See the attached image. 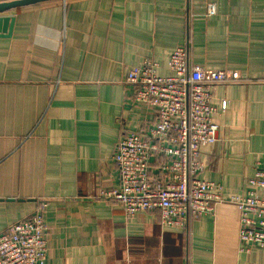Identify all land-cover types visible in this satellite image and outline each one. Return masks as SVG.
Returning a JSON list of instances; mask_svg holds the SVG:
<instances>
[{
	"label": "crops",
	"instance_id": "0c3cea01",
	"mask_svg": "<svg viewBox=\"0 0 264 264\" xmlns=\"http://www.w3.org/2000/svg\"><path fill=\"white\" fill-rule=\"evenodd\" d=\"M3 18L0 232L40 212L44 264H264V249L240 252L230 205L172 228L158 211L126 219L98 198L119 184V140L156 123L127 72L150 59L171 76L177 47L191 65L240 76L212 90L217 141L200 147L199 179L224 199L246 191L264 159V0H49Z\"/></svg>",
	"mask_w": 264,
	"mask_h": 264
},
{
	"label": "built area",
	"instance_id": "2783aa9c",
	"mask_svg": "<svg viewBox=\"0 0 264 264\" xmlns=\"http://www.w3.org/2000/svg\"><path fill=\"white\" fill-rule=\"evenodd\" d=\"M208 14H215L214 5L208 6ZM167 68L172 75L161 77L158 64L146 59L127 72L126 83L136 89V102L154 109L156 123L148 138L129 135L119 140L113 158L119 184L100 191L98 198L119 205L126 219L158 211L160 224L172 228L230 205L239 212L240 252L264 249V159L241 195L224 199L220 185L199 179L204 169L200 147L217 141L212 90L239 81V74L191 65L184 47L170 54ZM226 108L222 101L220 111ZM151 166L157 169L153 174ZM44 230L43 216L36 212L0 232V264H44Z\"/></svg>",
	"mask_w": 264,
	"mask_h": 264
},
{
	"label": "water",
	"instance_id": "95a60500",
	"mask_svg": "<svg viewBox=\"0 0 264 264\" xmlns=\"http://www.w3.org/2000/svg\"><path fill=\"white\" fill-rule=\"evenodd\" d=\"M45 1H49V0H13V1L0 2V14L9 11L11 9L33 5ZM6 22H7L6 18L0 19V26L2 25V23H6Z\"/></svg>",
	"mask_w": 264,
	"mask_h": 264
},
{
	"label": "trees",
	"instance_id": "16d2710c",
	"mask_svg": "<svg viewBox=\"0 0 264 264\" xmlns=\"http://www.w3.org/2000/svg\"><path fill=\"white\" fill-rule=\"evenodd\" d=\"M2 1H13V0H2Z\"/></svg>",
	"mask_w": 264,
	"mask_h": 264
}]
</instances>
